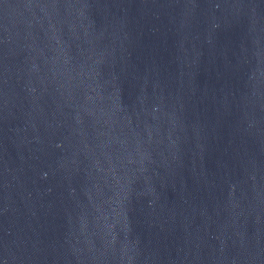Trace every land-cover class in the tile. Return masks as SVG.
<instances>
[{"label": "water", "instance_id": "95a60500", "mask_svg": "<svg viewBox=\"0 0 264 264\" xmlns=\"http://www.w3.org/2000/svg\"><path fill=\"white\" fill-rule=\"evenodd\" d=\"M0 264H264V0H0Z\"/></svg>", "mask_w": 264, "mask_h": 264}]
</instances>
